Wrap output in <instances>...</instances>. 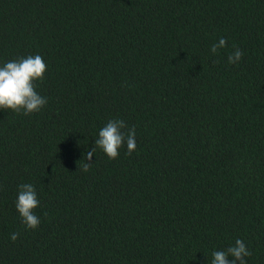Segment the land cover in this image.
<instances>
[{
  "label": "trees",
  "instance_id": "trees-1",
  "mask_svg": "<svg viewBox=\"0 0 264 264\" xmlns=\"http://www.w3.org/2000/svg\"><path fill=\"white\" fill-rule=\"evenodd\" d=\"M37 54L48 103L0 109V264H211L237 239L264 264V0H0V65ZM113 119L136 150L78 169Z\"/></svg>",
  "mask_w": 264,
  "mask_h": 264
},
{
  "label": "clouds",
  "instance_id": "clouds-1",
  "mask_svg": "<svg viewBox=\"0 0 264 264\" xmlns=\"http://www.w3.org/2000/svg\"><path fill=\"white\" fill-rule=\"evenodd\" d=\"M227 47V40L220 38L219 42L213 44L211 52L217 53L220 48ZM244 53L241 49L236 48L234 53L228 56V63H238ZM47 72V64L44 58L37 55H28L18 59L8 61L0 65V109L11 110L13 112H23L29 115L39 112L47 103L46 97L40 95L37 89V81H43ZM127 124L123 119L110 120L103 126L95 140V146L87 152L86 162L79 165L84 172H88L91 168L92 157L98 147L110 160L119 157L121 147L127 146V155H131L137 148L135 127L128 131H124ZM19 193L16 201V209L18 210L22 221L26 228L36 229L40 225V218L35 214V209L40 206V200L33 184L22 183L18 186ZM20 233L11 234V240L15 241L19 238ZM251 251L247 248L243 240L237 239L234 246H229L225 250H217L212 253L213 259L211 264H247L245 257L251 256ZM234 257L229 261L228 257Z\"/></svg>",
  "mask_w": 264,
  "mask_h": 264
}]
</instances>
